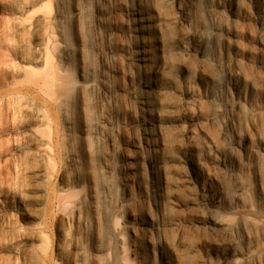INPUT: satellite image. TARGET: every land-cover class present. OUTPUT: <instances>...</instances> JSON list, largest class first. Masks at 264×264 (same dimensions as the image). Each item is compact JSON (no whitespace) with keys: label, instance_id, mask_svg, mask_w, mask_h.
<instances>
[{"label":"rangeland","instance_id":"1","mask_svg":"<svg viewBox=\"0 0 264 264\" xmlns=\"http://www.w3.org/2000/svg\"><path fill=\"white\" fill-rule=\"evenodd\" d=\"M263 223L264 0H0V264H264Z\"/></svg>","mask_w":264,"mask_h":264},{"label":"bare ground","instance_id":"2","mask_svg":"<svg viewBox=\"0 0 264 264\" xmlns=\"http://www.w3.org/2000/svg\"><path fill=\"white\" fill-rule=\"evenodd\" d=\"M42 157L44 159H46L47 155L46 154H42ZM188 163L191 166V170L187 174V177H188V179L191 180L190 183H192V179H193L194 175L197 173V171L195 169V161L193 159H188ZM154 174H155V171H154ZM41 175L44 178H47V176H48L47 173H46V170L42 171ZM201 196L203 197V200L206 201L210 206L215 207L217 205V203H218V199H217L216 194L213 191H211V190H207V191L203 190V191H201ZM2 211L7 214L5 209H3ZM250 222H251V220L249 218H245V223L248 224ZM209 223H210V225L212 227L222 229L224 235H232L238 229V224L237 223H229V222H226L225 220H223L221 218L213 219ZM263 225H264V223H263ZM160 261H161L160 264H169V257L166 254H162V255H160ZM227 262H228L227 264H240V262H238L236 259H232V260L227 261ZM51 264H53V263H51Z\"/></svg>","mask_w":264,"mask_h":264}]
</instances>
